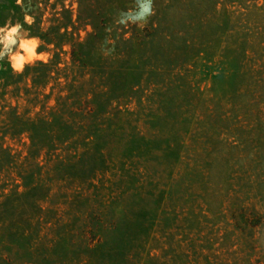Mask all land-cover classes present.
Instances as JSON below:
<instances>
[{"label":"rangeland","instance_id":"374dc122","mask_svg":"<svg viewBox=\"0 0 264 264\" xmlns=\"http://www.w3.org/2000/svg\"><path fill=\"white\" fill-rule=\"evenodd\" d=\"M87 1L83 3L94 6L107 2ZM129 1L127 7L115 5L108 11V36L130 38L134 31L142 34L145 27L155 28L146 46L137 48L132 56L131 63H142L148 75L142 78V88L131 104V125L142 131L155 153L162 155L172 149L168 158L147 159L151 178L160 179L164 190L161 221L152 228L147 252L162 264H264V0ZM15 4L42 9L41 31L57 24L56 17L65 21L64 5L71 7L73 20L81 13L77 0H0V29L7 28L9 21L21 25L10 39L6 33L0 34V77L10 69L17 73L12 56L24 58V70L28 64L48 61L55 49L49 45L40 50L41 39L31 35L26 25L32 23L25 22L26 16L33 22L35 17L28 13L22 17L23 11ZM82 13L86 16L84 10ZM77 27L76 34L80 32L82 39L93 30L83 20ZM34 38L39 44L29 59L22 42ZM69 49L66 45L61 50L63 62L70 60ZM42 54L47 60L37 58ZM51 86L42 89L40 99L51 92ZM12 95L9 92L2 98L0 90V108L18 104L19 111H28L30 116L41 109L40 104L33 106L24 97ZM48 102L51 106L54 99ZM5 143L19 161L28 154L26 135L7 138ZM118 154L115 146L108 155L114 158ZM127 162L143 165L138 158ZM0 177L11 189L14 172ZM49 185L52 190L41 201L43 211L35 219L37 257L48 255L55 241L54 234L59 232L51 227L55 217L71 219L77 209L86 212L91 207L84 202H75L78 207L70 204L76 183L54 180ZM105 185L110 189L100 190L102 203L93 200V205L102 207L103 197L116 196L112 183ZM85 212L77 221L80 234L71 238L77 243V257L72 251L67 255L66 241L56 249L67 264H84L81 234L88 226L84 223H89ZM12 260L21 263L17 255Z\"/></svg>","mask_w":264,"mask_h":264},{"label":"trees","instance_id":"16d2710c","mask_svg":"<svg viewBox=\"0 0 264 264\" xmlns=\"http://www.w3.org/2000/svg\"><path fill=\"white\" fill-rule=\"evenodd\" d=\"M77 1L81 7L77 20H73L71 7L64 5L65 21L56 17L57 24L47 31H41L40 7L32 10L27 5L24 8L15 4L23 11L22 17L26 13L35 17L26 26L32 36L41 39L40 50L49 45L55 49L48 61L28 64L21 72L10 69L1 73L2 98L11 92L13 97H24L33 106L40 104L41 109L30 116L28 111L20 112L18 104H4L0 108V176L11 171L15 174L11 189L0 177V264H13L14 255L19 264H67L59 259L61 254L56 250L65 241L67 255L72 251L77 257V243L71 238L80 234L77 221L85 211L79 209L71 219L55 217L51 223L59 231L54 234L55 244L48 255H35V219L43 211L40 203L49 196V184L54 180L76 183L71 205L84 202L91 206L85 212L89 223L84 225L88 226L81 234L85 241L84 264H162L147 252L152 228L161 221L164 193L160 179L151 178L147 161L168 158L172 149L162 155L155 153L153 144L131 125L130 118L135 94L142 88V78L148 75L142 63H131L132 56L137 48L146 46L150 31L155 28L145 27L142 34L134 31L130 38L109 37L108 11L115 5L127 7L130 1L107 0L96 6ZM82 20L93 28L84 39L80 32L76 34L80 30L77 22ZM66 45L70 47V60L63 62L61 55ZM154 72L159 73L157 69ZM51 83V92L40 99L42 89ZM51 98L54 104L50 106ZM23 135L29 140L28 154L19 161L5 141ZM115 146L120 155L109 158L110 148ZM133 158L141 159L143 165H128L127 161ZM107 183H112L116 196L103 197L102 207L93 205L102 201L98 199L100 190L110 189ZM92 238L95 243L90 242Z\"/></svg>","mask_w":264,"mask_h":264},{"label":"clouds","instance_id":"9594fccd","mask_svg":"<svg viewBox=\"0 0 264 264\" xmlns=\"http://www.w3.org/2000/svg\"><path fill=\"white\" fill-rule=\"evenodd\" d=\"M19 2V0H18ZM25 22L28 24L33 23L32 17L26 16L25 17ZM21 28V25L19 23L12 25L11 21H9L8 27L4 29H0V34H5L6 33V38L10 39L14 33H16L19 29ZM29 44L31 47H29ZM39 41L38 39H32L30 41H24L22 42V47L26 48L28 53H29V59H31L35 55L34 49L38 46ZM39 59H44L47 60L46 55H40L37 57ZM11 61L13 63V68L16 72H21L23 70V65H24V58L20 57L18 55H14L11 57Z\"/></svg>","mask_w":264,"mask_h":264}]
</instances>
